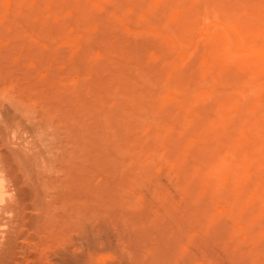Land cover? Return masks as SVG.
I'll return each instance as SVG.
<instances>
[{"label":"rangeland","instance_id":"374dc122","mask_svg":"<svg viewBox=\"0 0 264 264\" xmlns=\"http://www.w3.org/2000/svg\"><path fill=\"white\" fill-rule=\"evenodd\" d=\"M0 177L28 264H264V0H0Z\"/></svg>","mask_w":264,"mask_h":264},{"label":"bare ground","instance_id":"6f19581e","mask_svg":"<svg viewBox=\"0 0 264 264\" xmlns=\"http://www.w3.org/2000/svg\"><path fill=\"white\" fill-rule=\"evenodd\" d=\"M4 181L5 180L1 179L0 177V208H2L1 204H3L4 202L6 203L5 196L10 193L8 190L9 187L7 188L6 186L7 184L5 185ZM17 190L14 189V191L16 192ZM17 196H19L18 197L19 201L17 202V206L15 208V212L17 214L16 215L17 220H15V222L11 221L8 223V225L12 224L14 226V227L12 226L13 230L10 233L11 235L5 233V231L4 232L0 231L1 234L0 239H5V236L7 235L9 237L7 240L8 242L6 241V243H2V245L0 246V252L2 251L0 257V264L29 263L30 256L25 250V245H27V242H29L28 238L32 235V233L31 235H29L30 228L34 225L33 223H35V221H37L39 218V215H37L35 212L39 210L40 214H42L40 210L41 209L40 202L38 201V198L32 194L30 189H27V187L25 189H22L21 195H16V197ZM19 212L22 214V216L21 214H19ZM6 225L0 227L3 228ZM37 225L38 223H35L34 226Z\"/></svg>","mask_w":264,"mask_h":264}]
</instances>
